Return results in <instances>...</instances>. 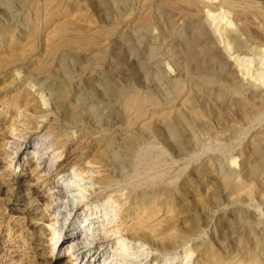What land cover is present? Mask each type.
Segmentation results:
<instances>
[{
	"label": "rangeland",
	"instance_id": "obj_1",
	"mask_svg": "<svg viewBox=\"0 0 264 264\" xmlns=\"http://www.w3.org/2000/svg\"><path fill=\"white\" fill-rule=\"evenodd\" d=\"M109 263L264 264V0H0V264Z\"/></svg>",
	"mask_w": 264,
	"mask_h": 264
},
{
	"label": "bare ground",
	"instance_id": "obj_2",
	"mask_svg": "<svg viewBox=\"0 0 264 264\" xmlns=\"http://www.w3.org/2000/svg\"><path fill=\"white\" fill-rule=\"evenodd\" d=\"M39 128V127H38ZM24 145V144H23ZM14 146V145H13ZM46 147V146H45ZM7 148V147H6ZM23 148V147H22ZM12 156V155H11ZM18 156V155H17ZM13 157V156H12ZM14 160V159H13ZM38 160V159H37ZM42 162V161H41ZM15 163V162H14ZM13 165V161L11 160L10 161V163L8 164V167L10 168L11 166ZM37 165V164H36ZM41 165V164H40ZM79 171V170H78ZM82 174H83V172L82 171H80L79 173H77V175H78V177H81L82 176ZM74 185L73 184H71V180L70 181H68V183L66 184V186H65V188H70V187H73ZM64 189V188H63ZM79 190H80V188H79ZM56 191V190H55ZM83 191V190H82ZM72 192V191H71ZM55 194H56V192H55ZM80 194V193H79ZM57 195H59V198H62V186H59V187H57ZM82 196V195H81ZM70 197V196H69ZM58 198V199H59ZM71 198V197H70ZM83 202L82 203H79V204H84L85 202H84V200H85V197H84V195H83ZM62 201V200H61ZM65 201V200H64ZM63 204H64V202H62ZM72 203H73V205H71V206H74V208L76 207V213H77V211H79V209H81V208H79L78 206H75V202H73V200H72ZM78 203V202H77ZM56 205V204H55ZM64 206V205H63ZM82 206V205H81ZM72 209V208H71ZM57 214H58V216L60 215V214H64V211H65V208H62V205H58V207H57ZM75 210V209H74ZM67 212V211H66ZM68 213V212H67ZM67 217V216H66ZM55 224H57V217L55 218ZM60 224V223H59ZM58 224V225H59ZM95 226V225H94ZM59 228V227H58ZM95 228V227H94ZM94 228H92V229H94ZM61 229V228H60ZM88 231H90V229L89 230H85L82 234H81V236H89L88 235ZM61 232V231H60ZM94 232V231H93ZM93 232L91 233V234H93ZM84 233H86V234H84ZM61 234V233H60ZM59 234V235H60ZM84 234V235H83ZM116 238H119L120 240H122V232L119 230V231H116ZM111 236V235H110ZM106 237V236H105ZM54 238H55V236H54ZM68 239H71V240H74V242H73V244L71 245V247L70 248H72V249H74L73 250V252H72V256H75V260L76 261H78V260H80V258H81V255H83L84 254V252H85V249H83V247L81 246V247H78L79 245H80V243L79 242H77L79 239H80V237L79 236H72V237H69V238H67V240ZM108 239V238H107ZM82 241V240H81ZM84 241V240H83ZM107 241V240H106ZM84 242H86V241H84ZM122 243H124V240L122 241ZM81 244H83V243H81ZM70 250V249H69ZM83 260V259H82ZM82 260H81V262H82ZM109 264H112V263H109ZM127 264H131V263H127Z\"/></svg>",
	"mask_w": 264,
	"mask_h": 264
}]
</instances>
